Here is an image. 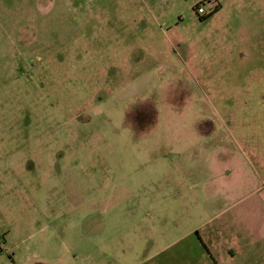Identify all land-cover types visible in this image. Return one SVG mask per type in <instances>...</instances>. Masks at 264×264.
Listing matches in <instances>:
<instances>
[{
	"label": "rangeland",
	"instance_id": "1",
	"mask_svg": "<svg viewBox=\"0 0 264 264\" xmlns=\"http://www.w3.org/2000/svg\"><path fill=\"white\" fill-rule=\"evenodd\" d=\"M0 239L264 264V0H0Z\"/></svg>",
	"mask_w": 264,
	"mask_h": 264
},
{
	"label": "flooded vegetation",
	"instance_id": "2",
	"mask_svg": "<svg viewBox=\"0 0 264 264\" xmlns=\"http://www.w3.org/2000/svg\"><path fill=\"white\" fill-rule=\"evenodd\" d=\"M3 248H4V242L3 240L0 239V250H3Z\"/></svg>",
	"mask_w": 264,
	"mask_h": 264
},
{
	"label": "built area",
	"instance_id": "3",
	"mask_svg": "<svg viewBox=\"0 0 264 264\" xmlns=\"http://www.w3.org/2000/svg\"><path fill=\"white\" fill-rule=\"evenodd\" d=\"M200 14H204L205 13V11L201 8V9H199V11H198Z\"/></svg>",
	"mask_w": 264,
	"mask_h": 264
}]
</instances>
